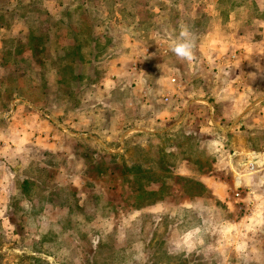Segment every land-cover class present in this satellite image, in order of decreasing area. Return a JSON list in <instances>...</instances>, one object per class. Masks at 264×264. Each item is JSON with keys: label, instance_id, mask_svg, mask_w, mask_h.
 Instances as JSON below:
<instances>
[{"label": "rangeland", "instance_id": "obj_1", "mask_svg": "<svg viewBox=\"0 0 264 264\" xmlns=\"http://www.w3.org/2000/svg\"><path fill=\"white\" fill-rule=\"evenodd\" d=\"M6 1L9 0L0 3ZM18 1L21 3L16 6L11 2L5 4L7 11L32 10L35 15L28 18V24L0 17V24L8 26L2 32L5 44L14 38L24 40L26 34L22 31L35 17L40 22L35 21L31 34L37 26L42 31L48 27L52 33H59L64 29L60 27L62 20L70 29L67 43L78 41L82 50L100 52L99 62L106 67L112 45L117 41L124 44L128 38H137L142 44L147 38L150 42L152 33L127 37V28L136 26L143 33H148L147 28L160 32L168 29L166 45L171 46L172 41L178 40L181 27L187 26L195 42L194 57L204 51L206 63L205 69L194 67L188 79L183 63L181 79L168 72L171 64L163 65L158 79L161 85H155L154 93L166 91L165 97L172 99L171 107L177 109L176 115L149 121L144 114L145 107L150 106L148 115L163 112L161 105L155 103L157 99L150 105L144 101L137 104L129 111L132 114L127 117L126 126L118 120L113 125L117 129L115 134L122 132L124 137L131 120L139 118L135 129L140 132L127 131L124 146L114 158L101 159L93 168L88 163L85 166L80 161L76 163L71 153L69 157L64 156L67 152L61 149L63 157L58 167L38 163V167H47L48 182L57 191L58 199L54 203L67 200L64 186L78 197L73 204L74 211L57 208V204L28 218H20L22 214L18 211L15 216L19 223L14 226L6 216L8 198L16 192L18 178L31 175L36 166L25 162V159L33 160L29 151L0 146V264H258L246 250L251 246L252 253H257L255 244L240 242L252 235V228H257L254 223H245V217L258 209L260 201L252 194L246 200L249 190L241 182L243 173L252 172L255 163L251 162L252 170H248L247 163H242L251 160L232 151L233 139L239 133L238 123L234 121L236 113L221 95L227 97L244 91L246 80L256 79L257 74L260 81L248 83L245 92L264 95V22L255 23L254 19L247 18L248 11L239 0ZM260 7V19L264 21V4ZM255 29L262 31L259 37L254 34ZM17 32L19 36H15ZM51 44L55 49L63 41L52 39ZM238 44L254 49L249 51L254 63L257 60L255 64L238 61L236 56L242 48ZM3 57L7 59L9 54L4 53ZM53 62L59 82L55 76H48L49 85L53 83L50 90L58 97L67 96L68 88L72 87L68 86L70 71L74 73V69L61 67L58 59ZM21 71L24 74L18 75L10 68L8 74L3 72L4 77L0 76V137L4 134L1 129H6L2 120L11 116L8 111L12 95L25 94L34 77L30 66ZM172 77L180 87L176 81L170 82ZM80 90H70L69 98L80 96ZM196 92L204 95L205 102L190 101L191 94ZM89 93L85 90L82 96ZM24 96L30 98V95ZM31 98L34 99L31 103L40 102L38 94H31ZM164 107L167 109L165 104ZM93 126L91 136L100 141L109 140L101 133L102 122H95ZM53 137L60 145L69 144V139L59 133ZM86 143L90 150L100 151L88 139H80L75 144L82 148ZM225 165L231 169L232 177L224 172ZM190 169L197 170L200 179L213 178L212 187L204 188L202 183L189 178ZM60 187L64 190H58ZM38 190L40 195L44 193L42 187L38 186ZM99 194V207H96L92 197ZM36 201L32 198L33 207L39 208ZM212 206L213 210H207ZM223 213L226 221V217L220 218Z\"/></svg>", "mask_w": 264, "mask_h": 264}, {"label": "crops", "instance_id": "obj_2", "mask_svg": "<svg viewBox=\"0 0 264 264\" xmlns=\"http://www.w3.org/2000/svg\"><path fill=\"white\" fill-rule=\"evenodd\" d=\"M8 2H11L15 6L21 3L18 0H9ZM8 2L0 3V17L21 20V24H28V22H26L28 18H32L31 16L35 15L32 10H28L24 13H10V11H7L5 8V4ZM239 2L247 9V18L250 17L254 19V21H256L255 23L264 22L260 19L262 12L260 5L262 3L264 4V0H239ZM239 2L238 6L240 8L241 4H239ZM246 2H248V5ZM55 13L57 14L58 11H55ZM54 17L57 18L56 16ZM36 18L37 17L34 19ZM34 19L32 22L33 24L31 23L25 28V31H22L23 35L26 34L24 40H17L14 38L13 41L9 40L6 44L4 42L5 38L2 36L4 33L2 34V32L3 29L8 26H2L0 24V76L4 77L3 72L8 74L10 68L18 75L24 74L21 69L29 66L32 68V74L34 76L29 83L30 87H28V91L24 92L26 95H30V98L24 96L25 94H13L11 97V99H13L11 101L13 102L10 104V109L8 111L12 117H7L8 115L4 114L1 115L7 117H5L7 120H2V123H4L3 127L6 128L1 129L4 133L0 137V146L2 149H24L29 151L32 156L36 158L38 154L36 152H47L59 159L63 157L61 155L63 152L61 151L62 149L67 152L64 156L69 157L68 154L70 153V148H72V146L69 145L70 141L68 142L69 144L63 142L62 145H60L57 142L58 140H54L53 134L59 133L60 136H65L66 138L76 137L88 139L94 142L101 151L103 150L109 154H116V152L124 146V138L127 135V131L129 133L132 131H136L137 133L140 132V129H135L136 123L139 122V118L136 117L131 120L132 124L129 125L127 131L123 133V135L125 134L124 137H122V132L115 134L116 128L113 125H116L115 121L118 120L124 122V126H126V119L132 114L129 111L137 107V104L141 102L143 104L144 101L146 104L150 105L153 100L157 99L158 102L155 103L161 105L163 112H151L150 115H148L150 106L145 107L144 114L146 117L148 116L147 120L149 121L154 119L157 120V118L163 119L165 116L176 115L177 109L171 107L172 99L164 101V97L167 95L166 91L160 92L159 94L154 93L156 89L155 85H161V81L158 79L160 78V73H162L163 65L166 63L171 64L168 72L178 79H181L184 75V72L181 70L182 66L184 67L183 69L186 70L185 74L187 79L189 78L188 76L192 74L191 72L194 67L205 69L206 57L204 51L195 54V58L192 61L181 60L175 56L171 48L177 41H172L171 46L166 45V32H170L168 29L160 32L156 28H147L145 32L148 33H143L142 29L136 26L127 28L129 29V31L126 32L127 37H131L134 34L145 36V34L152 33L150 42L147 41V38L145 43L142 44L137 38H128L124 44L120 43L121 41H117L112 45L110 50L112 51V55L110 56V60L106 62L107 66L105 67L99 62L98 57L100 52L97 53L93 49L88 52L84 51L78 41L76 44L67 43L66 38L69 36L70 29L61 19L60 27H64L63 31L60 30L61 32L54 34L48 27H46V30L42 31L37 26L34 33H32L34 35H32L30 33L31 29L34 30L35 23L40 22ZM23 20H25V22ZM58 22L59 21L55 23ZM91 28L92 27L89 26V31H91ZM254 34H258L256 36L259 37L262 31L255 29ZM19 35L20 34L17 32L15 36ZM52 39L56 41L60 39L63 41V44H65V47H63V44H59V48L53 49L51 44ZM94 40L96 41V38H94ZM146 41L148 43H146ZM137 45L139 46L138 49L136 48ZM239 46L242 48H240L236 56L238 61H241V63H252V65L255 64L257 60L254 63L253 56L251 55V51L254 52V49L250 46ZM5 49L9 51H5ZM4 53L9 54L7 59H4ZM165 53L167 56L164 55ZM55 58L59 60L61 67H73L74 69V73L70 71L72 77L68 81V83H70L68 86L70 85L72 87H67V96H56V93L50 90L53 83L49 85V82H47L48 76H55L57 82H59L57 68L53 65V61L56 60ZM223 59L224 57L221 58L222 61ZM35 78L36 81H33ZM243 80L244 79L238 83L242 84ZM174 81L178 83L176 79H174ZM259 81L257 74L256 79L251 78V80H246V88L248 89V83H257ZM164 85L165 81H163L162 90L164 89ZM171 85L176 87L173 84ZM178 85V87H180L179 83ZM73 88H80V93L82 94L77 97L73 96L72 99H70L68 93L71 92L70 90H73ZM85 90H89L91 93L84 97L82 95L85 94ZM221 90L222 89L219 88L218 93L221 94ZM241 90L240 88V91ZM245 90L233 92L232 96L224 97L221 95V97L228 100L227 104L232 108V112L236 113L234 121L238 123L236 131L239 133L235 135L236 139H233L235 144L233 142V145L230 143L233 146L232 151L238 155L242 154L241 156L245 159H250L252 163H255L252 172H244L241 176L242 186L244 189L249 190L244 198L248 196L246 199L248 200L249 195L252 194L258 197L260 201L259 206H257L258 209L255 208L254 212L245 217V223H254V225H257V231L252 228V235L246 236L244 239L240 240V242H243V244H255L257 253H252V247L248 246L246 249L248 256L251 255L255 257L258 264H264V95L258 92L247 93ZM34 93L38 94L40 98L39 103L29 102L34 100L31 98V94ZM203 96L204 95L199 92L192 93L190 101L200 100L205 102ZM216 96L218 98L220 97L218 95ZM230 101H232V103ZM55 102H58V104L54 105ZM164 104L167 106V109H165ZM55 116H59L60 118L57 119ZM153 116L156 118H152ZM98 121L102 122L101 133L103 137L106 136V138H109L108 141L104 139L100 141L96 137L91 136V129L94 127L93 125L95 122ZM58 147H60V151H58ZM32 158L34 159V157ZM31 161L35 162L36 159ZM31 161L29 160L27 162L31 163ZM220 164L222 167L224 163L221 162ZM225 167H223L226 169L224 172L231 175V169ZM198 175L200 174H198L195 169H190V173H188L189 178H193L200 182V184L202 183L204 188H207L208 185L212 187L213 178L200 179ZM213 207L214 206L208 207L207 210L211 208V210H213ZM227 208H230L229 204H227ZM223 217H226L224 220L226 221V214L223 213L220 218L223 219ZM232 243L239 244L237 241H232ZM226 245L228 244L226 243ZM237 264L243 263L238 262Z\"/></svg>", "mask_w": 264, "mask_h": 264}, {"label": "trees", "instance_id": "obj_3", "mask_svg": "<svg viewBox=\"0 0 264 264\" xmlns=\"http://www.w3.org/2000/svg\"><path fill=\"white\" fill-rule=\"evenodd\" d=\"M68 139V141H70L69 145L72 146V148H70V153L74 156L76 163L80 161L82 162L83 166L87 165L88 163L89 166L92 165L94 168L99 160L115 157V154H109L103 150H100L99 152L98 150H90V147L87 145V143L83 144L82 148L76 146L75 143L79 141L80 138L72 137ZM36 153H38L37 158L35 156H32L34 157L33 160L36 159V161H31V163L33 162L32 164L36 166L35 169L32 170V174L21 175L18 178L16 192L8 198V203L6 206V216L8 217V220L11 221L12 224H14V226L19 223L16 220L17 217L15 216L18 211H20V213L22 214L20 218H28L30 215L39 214L42 209L45 211L51 210L52 208H54V206H56V204L58 205L57 208L71 211H74V208L76 207V205L73 204L76 203L78 197H75V194L72 193L70 189H67L66 186H64V188H66V191L68 193L67 200L62 204L54 203V201L58 199L56 196L57 191L54 190L53 186L48 182L49 178L46 175L47 167L45 165H54L58 167V164L61 160L47 152ZM25 162L26 164L28 163L27 159H25ZM38 162H40L42 165L45 164L44 167H38ZM87 184L88 183H86V185ZM38 186L42 187L43 189L44 193L42 195H40L39 193ZM64 188L60 187L58 190H64ZM35 190L38 191L36 192ZM100 196L101 194L92 197L96 207H99L98 199ZM32 198H36V203L38 204L39 208L33 207Z\"/></svg>", "mask_w": 264, "mask_h": 264}, {"label": "clouds", "instance_id": "obj_4", "mask_svg": "<svg viewBox=\"0 0 264 264\" xmlns=\"http://www.w3.org/2000/svg\"><path fill=\"white\" fill-rule=\"evenodd\" d=\"M195 42L193 34L187 26H182L176 43L173 44L171 51L181 60L192 61L194 57Z\"/></svg>", "mask_w": 264, "mask_h": 264}, {"label": "built area", "instance_id": "obj_5", "mask_svg": "<svg viewBox=\"0 0 264 264\" xmlns=\"http://www.w3.org/2000/svg\"><path fill=\"white\" fill-rule=\"evenodd\" d=\"M170 82H174V80L171 79ZM164 101H167V97H164ZM246 165L248 170H252L253 164L251 162L247 163Z\"/></svg>", "mask_w": 264, "mask_h": 264}, {"label": "water", "instance_id": "obj_6", "mask_svg": "<svg viewBox=\"0 0 264 264\" xmlns=\"http://www.w3.org/2000/svg\"><path fill=\"white\" fill-rule=\"evenodd\" d=\"M248 162H252V161H245V162H243L242 164H245V163H248Z\"/></svg>", "mask_w": 264, "mask_h": 264}]
</instances>
